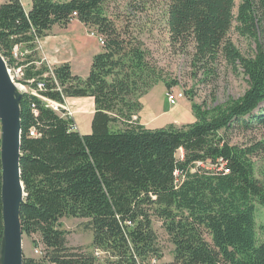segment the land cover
<instances>
[{
	"label": "trees",
	"instance_id": "obj_1",
	"mask_svg": "<svg viewBox=\"0 0 264 264\" xmlns=\"http://www.w3.org/2000/svg\"><path fill=\"white\" fill-rule=\"evenodd\" d=\"M105 1L32 0L30 9L21 0L0 4V52L10 68L23 66L21 82L34 88L41 80V94L57 102L89 96L95 104L92 130L81 133L72 117L23 93L21 220L41 251L24 256V264H161L155 217L174 246L173 260L162 264H264L256 228L264 183L252 160L258 147L232 145L224 136L235 124H264V0H240L236 14V0H170L171 39L192 41L203 64L223 58L241 67L248 88L212 109L192 102V123L156 128L135 118L140 99L159 82L167 90L173 83L148 59L143 42L106 15ZM74 19L103 41L86 78L69 63L38 65L35 56L38 40ZM235 21L239 33L256 41L253 56L228 38ZM16 46L31 53L18 61ZM63 217L87 219L91 245H70ZM3 230L0 159V245Z\"/></svg>",
	"mask_w": 264,
	"mask_h": 264
},
{
	"label": "rangeland",
	"instance_id": "obj_2",
	"mask_svg": "<svg viewBox=\"0 0 264 264\" xmlns=\"http://www.w3.org/2000/svg\"><path fill=\"white\" fill-rule=\"evenodd\" d=\"M5 1L7 0H0V3ZM22 2L26 9L31 8L32 0H22ZM235 3L236 14L240 0H236ZM169 7L170 0H106L104 2L106 15L111 17L122 31H129L133 37L143 42L148 59L158 67V71L168 82L173 83L171 89L167 90L165 83L159 82L144 95L141 116L151 125L150 128L192 123L197 119L191 108L192 102L201 104L204 109H212L217 105L225 104L230 99L241 97L248 88L247 78L241 67L236 69L230 66L223 58H219L216 63L203 64L195 58V46L192 41L177 43L171 39L167 22ZM236 25L235 21L228 38L244 56H253L257 50L256 41L239 33ZM40 40L41 47L37 49L39 42L34 49L35 56L40 60L38 65L44 62L53 68L69 63L72 64L71 70L73 67L75 72L82 75L89 74L93 57L103 50L97 30L77 19L66 27L55 25L50 34ZM260 42L264 45V35L260 37ZM20 50L16 48L14 53L18 61L25 59L20 55ZM16 74L15 82L19 89L23 93L27 92L29 86L20 81L21 73L16 72ZM168 91L182 92L184 97L176 105L171 106L167 98ZM73 98L83 99L79 107L83 111L76 114V120L81 124L80 131L83 132L82 123L85 124L90 120L94 101L89 96ZM70 103L71 108L75 110L73 103L71 101ZM260 108H264V103ZM69 116L73 118V112ZM224 136L232 145L248 147L257 144L258 149L252 160L256 178L264 183V124L254 122L250 128L235 124L225 131ZM177 155L182 157V151ZM61 221L63 228L69 231L70 245H91L93 232L84 225L87 219L63 217ZM256 225L258 241H264V206L260 204L256 205ZM153 226L163 249L160 263H168L173 260L174 246L161 220L155 217ZM36 236L24 235L25 256L40 257L41 251L39 249L37 252L32 241ZM103 256L104 254L101 257Z\"/></svg>",
	"mask_w": 264,
	"mask_h": 264
},
{
	"label": "water",
	"instance_id": "obj_3",
	"mask_svg": "<svg viewBox=\"0 0 264 264\" xmlns=\"http://www.w3.org/2000/svg\"><path fill=\"white\" fill-rule=\"evenodd\" d=\"M22 97L23 92L14 81L7 61L0 52V159L4 223L0 264H24L21 209L27 193L21 169Z\"/></svg>",
	"mask_w": 264,
	"mask_h": 264
},
{
	"label": "built area",
	"instance_id": "obj_4",
	"mask_svg": "<svg viewBox=\"0 0 264 264\" xmlns=\"http://www.w3.org/2000/svg\"><path fill=\"white\" fill-rule=\"evenodd\" d=\"M39 42V40L37 41V43ZM100 42L101 44L103 43L102 38L100 37ZM18 48L20 49L18 46L15 47V49ZM31 51L30 50H20V55L25 57V55L30 54ZM51 68V67H50ZM11 75L15 81V77H16V72L21 73V79L23 78V66H19V67H15V68H11ZM31 83L34 82V80L30 81ZM24 84V83H23ZM45 88V84L44 82H42L41 80L37 81V87H29V90L27 92L32 93L33 95L38 96L39 98H41L47 107L51 108L52 110L56 111L57 113H59L60 115L67 117L70 115V113H72V111H70V107L69 105L66 103V101L64 103L62 102H57L55 100H52L50 98H47L46 96L41 94V91L44 90ZM184 95L182 92H177V93H173L172 91H168L167 93V98H168V102L171 106H174L178 103V101L183 98ZM31 135L32 136H36L37 133L36 131L33 129L31 131ZM37 252H39L38 249H36ZM151 264H158V259H153Z\"/></svg>",
	"mask_w": 264,
	"mask_h": 264
},
{
	"label": "crops",
	"instance_id": "obj_5",
	"mask_svg": "<svg viewBox=\"0 0 264 264\" xmlns=\"http://www.w3.org/2000/svg\"><path fill=\"white\" fill-rule=\"evenodd\" d=\"M22 1V0H21ZM23 3V2H22ZM1 4V3H0ZM24 5V4H23ZM74 21V20H73ZM40 42V43H39ZM39 46L37 47V49H39L40 47H41V40H39ZM65 62H68V61H65ZM46 64V63H45ZM49 66V65H48ZM71 66H72V64H71ZM49 67H51V66H49ZM72 72H73V74H75V75H78V76H80V77H83V78H86L87 76H88V74L87 75H82V74H80V73H77V72H75L74 71V69H73V67H72ZM90 72V71H89ZM150 91V90H149ZM149 92H147V94H148ZM144 97V96H143ZM143 97L140 99V101L142 102V105L144 106V99H143ZM92 98V97H91ZM93 99V98H92ZM66 103L69 105V107H70V109L72 110V112H73V114H74V116H73V119H74V121H75V124H76V129L79 131V132H81L80 131V123H78L77 122V120H76V114L78 113V112H82L83 110H81L79 107H80V105L82 104V102H83V99H75V98H73V97H68V98H66ZM70 101L73 103V105H74V107L76 108L75 110H73L72 108H71V106H70ZM93 101H94V99H93ZM94 109H95V104H94ZM94 109H92L90 112H91V116H90V120H87L86 121V123L85 124H83L82 123V125H84V130H83V132H81V133H90L91 132V130H92V128H91V121H92V117H93V113H94ZM141 113H142V111H140L139 112V114L136 116V118L140 121V123L141 124H144L145 126H147V127H150L151 125H149V123L147 122V121H145V120H143L142 119V116H141Z\"/></svg>",
	"mask_w": 264,
	"mask_h": 264
},
{
	"label": "bare ground",
	"instance_id": "obj_6",
	"mask_svg": "<svg viewBox=\"0 0 264 264\" xmlns=\"http://www.w3.org/2000/svg\"><path fill=\"white\" fill-rule=\"evenodd\" d=\"M65 118V117H64Z\"/></svg>",
	"mask_w": 264,
	"mask_h": 264
}]
</instances>
